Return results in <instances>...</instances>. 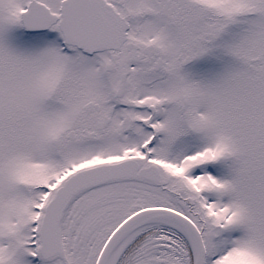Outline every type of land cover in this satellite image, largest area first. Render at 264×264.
<instances>
[{
    "label": "snow or ice",
    "instance_id": "1",
    "mask_svg": "<svg viewBox=\"0 0 264 264\" xmlns=\"http://www.w3.org/2000/svg\"><path fill=\"white\" fill-rule=\"evenodd\" d=\"M0 264H264V0H0Z\"/></svg>",
    "mask_w": 264,
    "mask_h": 264
}]
</instances>
